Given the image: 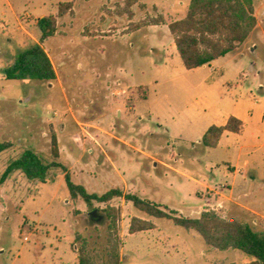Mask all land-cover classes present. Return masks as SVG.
<instances>
[{"label": "rangeland", "instance_id": "374dc122", "mask_svg": "<svg viewBox=\"0 0 264 264\" xmlns=\"http://www.w3.org/2000/svg\"><path fill=\"white\" fill-rule=\"evenodd\" d=\"M256 2L264 27V0ZM59 3L66 9L61 16ZM41 10L55 15L57 25L55 35L42 42L36 26ZM159 15L158 7L147 0H0V138L13 143L0 154V177L9 160L24 149L48 158L55 135L72 179L89 192L102 194L117 187L183 216L197 217L210 209L264 231V148L246 156L250 164L232 177L223 162L233 150L201 143L200 127L213 118L195 126L197 116L186 114L193 108L204 110L207 88L198 86V75L214 72L185 69L171 49L166 26L131 33L132 23ZM252 41V49L213 65L225 71L224 81L208 89L214 94L207 96L226 112L231 104H225L236 99H260L264 106V29L257 30ZM38 42L56 79H6L3 69L19 51ZM140 86L148 100L140 98ZM149 108L158 112L159 120L147 116ZM211 172L218 182L209 180ZM231 183L235 196L252 209L228 200L234 197ZM206 187L209 196L202 195ZM107 206L115 209L116 233L109 229L113 217L107 215ZM133 218L154 227L130 233ZM112 241L117 242L120 264L251 260L239 250H216L195 231L155 218L123 196L109 202L71 199L58 170L46 183L28 179L20 170L0 182V264H78L83 245L96 264H105Z\"/></svg>", "mask_w": 264, "mask_h": 264}, {"label": "trees", "instance_id": "16d2710c", "mask_svg": "<svg viewBox=\"0 0 264 264\" xmlns=\"http://www.w3.org/2000/svg\"><path fill=\"white\" fill-rule=\"evenodd\" d=\"M65 4H58L57 16L65 13ZM167 24L173 37L177 53L187 70L210 64L213 60L236 50L247 40L257 24L254 0H189L186 14L179 19H166L162 14L148 17L146 20L132 23V30L141 27ZM40 31V42L55 35L56 16L46 15L36 21ZM34 43L19 51L14 60L3 69L8 80L34 79L53 81L56 72L52 62L41 45ZM139 96L145 92L140 86ZM145 95L143 96V98ZM142 98V96L140 97ZM244 123L235 116H230L224 125H211L201 138V143L210 148L217 146L225 131L240 133ZM13 143L0 138V154L10 150ZM20 170L28 179L46 183L53 170L63 173L65 185L71 199L82 198L91 203L109 202L114 197L123 196L133 206L155 218H166L186 230H193L204 242L219 251L239 250L251 260L241 264H264V231L255 230L246 222L237 218H224L216 211L204 209L197 217L183 216L176 210L160 203L144 199L136 194H124L119 188H111L102 194L89 192L84 185L76 183L67 165L62 162L58 141L51 137L50 154L45 158L41 153L28 148L9 160L1 177L3 182L8 175ZM107 215L113 217L109 229L116 233V215L113 207L105 208ZM154 227L150 221L133 218L130 233L148 230ZM78 264H96L85 245L78 250ZM105 264H120L117 242L111 243Z\"/></svg>", "mask_w": 264, "mask_h": 264}, {"label": "crops", "instance_id": "0c3cea01", "mask_svg": "<svg viewBox=\"0 0 264 264\" xmlns=\"http://www.w3.org/2000/svg\"><path fill=\"white\" fill-rule=\"evenodd\" d=\"M147 1H149L150 4H154L156 7H158L159 13L162 14L166 19L182 18L186 14L188 4H189V0H147ZM254 2H255V16L257 19V24L255 28L253 29V31L251 32V34L249 35V37L247 38V40L243 42L236 50L229 52L226 55L213 60L210 64L202 65L200 67L190 70L192 72H196L198 70H206V68H208L210 72H214V74L212 75H207V74L200 75V76L198 75V78H199L198 86H202V88H207L203 92L204 102L201 105V107H203L204 110L199 111V110H196V108H193L192 110H189L188 113L186 114V116L188 114L191 116L193 115V117L197 116V119H195V121L192 122L193 125L195 124V126H200V122L203 121L205 118H208V117L213 118L212 122H208L206 125L200 127V137L201 138L209 126L224 125L230 116H235L244 123V129L242 132L235 133V132L225 131L221 135L217 146L212 148V149H216V148L222 147L227 152H232L233 150V152L231 153L230 159L228 161L223 162V170L226 173L231 174L232 177H235L236 173L242 174V172L246 170V167H248V165L250 164L246 156L255 154L258 150H260L261 148H264V110H263L264 106H262L260 99H255L252 102H249L246 99H240V100L236 99L233 103L227 102L225 104V106L227 104H231L230 110L226 112L223 110V108L219 106H214L212 104L211 98L208 99L207 95L214 94L213 91H210V93H208V89L213 90V88L220 81L221 82L224 81L222 79H224L225 71H223L222 68H218V67L214 68L213 65L217 63L219 60L227 58V56H229L232 53H235V55H233V58L235 59L237 56L241 55L243 51H247L249 48L252 49V46L254 45V41H252L253 34L257 30L264 29V27H262V25L260 24L257 18L258 16L257 11L259 10L257 8L256 0H254ZM11 11L14 12L13 5L10 7V12ZM46 14L47 13L45 12V10L39 11L37 15V19L45 16ZM160 26L167 27V24H155L151 26H144V27L139 28L138 30H134L131 33H134L136 31H139L147 27L159 28ZM155 33H158V35L160 36L163 32L158 29L157 31H155ZM170 46L172 50L174 49L175 54H177V56L179 57L174 41H173V37H172V42ZM163 57L166 60L168 59L166 58L165 54L163 55ZM190 81L191 80H188V82ZM225 83L228 84L229 82L225 81ZM228 93L229 92L224 93L221 96V98L222 99L227 98ZM141 99L148 100L147 96ZM208 105L209 106L211 105L210 107L211 112L210 110L206 112L208 110V108H206ZM147 116H149V118L153 117L155 120H159L158 112L154 108H149ZM189 123H191V120H189ZM201 138H200V141H201ZM210 175L211 176L209 177V180H211L212 182H215V181L218 182V180H216L212 172ZM251 177L254 179L253 175ZM231 188H232V183H231V187L229 191H231ZM230 193L234 197H229L228 198L229 201H232V198H234L235 203L239 205L240 207L252 209L251 206L243 202V197L235 196V194L232 191Z\"/></svg>", "mask_w": 264, "mask_h": 264}, {"label": "built area", "instance_id": "2783aa9c", "mask_svg": "<svg viewBox=\"0 0 264 264\" xmlns=\"http://www.w3.org/2000/svg\"><path fill=\"white\" fill-rule=\"evenodd\" d=\"M207 188H208V187H206V189L202 191V195H203V196H205V195H207V194H208V196H209V194H211V190H209V189H207ZM207 199H209V197H207Z\"/></svg>", "mask_w": 264, "mask_h": 264}, {"label": "water", "instance_id": "95a60500", "mask_svg": "<svg viewBox=\"0 0 264 264\" xmlns=\"http://www.w3.org/2000/svg\"><path fill=\"white\" fill-rule=\"evenodd\" d=\"M91 215H92L93 218H96L97 217V215L95 214L94 211L91 213Z\"/></svg>", "mask_w": 264, "mask_h": 264}]
</instances>
